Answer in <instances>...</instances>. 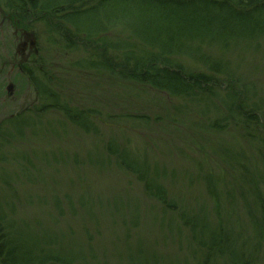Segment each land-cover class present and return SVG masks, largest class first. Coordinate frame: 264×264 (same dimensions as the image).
<instances>
[{
	"label": "rangeland",
	"instance_id": "374dc122",
	"mask_svg": "<svg viewBox=\"0 0 264 264\" xmlns=\"http://www.w3.org/2000/svg\"><path fill=\"white\" fill-rule=\"evenodd\" d=\"M14 17L0 0V131L20 115L30 122L0 148L4 160L0 162V207L15 223L16 237L32 250L17 252L55 256L74 264H233L242 260L245 241H249L247 248L250 241L255 242L246 227L244 207L264 202V191L260 192V185L241 184L236 169L240 161L248 169L262 170L264 178V158L257 157L264 129H258L251 143L234 128L207 131L193 113L175 110L176 99L145 85L80 68L77 63L86 61L85 51L50 47L43 25L21 24ZM258 59L252 74L245 66L238 74L250 77L264 93V59ZM41 75L48 77L51 90L71 107L87 112L93 132L80 130L53 107L41 104L34 87ZM110 139L155 166L168 201H174L176 210H189L191 216L217 221L212 211L215 199L207 198L205 191L206 176H210V189L215 177L222 175L233 184L224 187L222 183L213 190L224 203L223 216L231 226L202 234L208 245L217 244L214 252L225 251L224 255H212L193 243L181 220L149 196L133 174L118 167L104 149ZM261 237L264 233L256 237L260 253L255 264L264 259Z\"/></svg>",
	"mask_w": 264,
	"mask_h": 264
},
{
	"label": "trees",
	"instance_id": "16d2710c",
	"mask_svg": "<svg viewBox=\"0 0 264 264\" xmlns=\"http://www.w3.org/2000/svg\"><path fill=\"white\" fill-rule=\"evenodd\" d=\"M4 2L21 24L31 21L43 25L49 33L47 44L50 47H59L68 52L85 51L86 61L77 63L80 68L96 70L120 82L145 85L165 93L176 99L175 110L193 113L207 131L234 128L251 143L256 139L258 129H264V93L260 92L250 77L238 74L242 66L252 74L257 59H264V0ZM248 58L252 60L249 62ZM38 77L34 87L43 106L53 107L82 131L95 130L88 122L87 112L71 107L52 91L47 76ZM97 112L95 115L99 114ZM29 123L28 117L22 115L9 121L7 127L0 131V148ZM3 138L6 140L3 141ZM262 141L258 140L261 142L257 156L259 159L264 158V153H261L264 151ZM104 149L110 158H115L119 168L133 174L143 183L149 196L181 220L184 228L189 230L188 236L193 243L199 244L212 255L216 252L220 256L225 254V251L214 252L217 244L210 246L202 239L203 233H212L217 228L224 231L231 226L226 222L229 219L223 216L224 203L213 192L221 188L219 185L222 183L224 187L233 186L225 181L224 175L215 177L212 189L207 184L210 176L205 177L207 198L215 199L212 211L217 221L211 223L208 217L191 216L187 209L176 210V204L168 201L166 189L157 181L158 170L155 166L139 160L128 148L117 145L114 139H110ZM238 163L241 166H237L236 178H239L240 183L246 186L260 185L263 194L264 178L260 175L263 171H253L242 162ZM225 193L235 206L232 195ZM244 210L246 227L251 230V237L256 242L258 234L264 233V202L259 201L257 206L247 203ZM7 217L0 207V264H74L55 256H29L25 252H17L32 250L26 246V242L16 237L18 230H13L15 223ZM195 233L200 237L199 240ZM248 242L245 241L242 260L236 259L233 264H255L260 251L253 241L247 248ZM261 262L264 264V259Z\"/></svg>",
	"mask_w": 264,
	"mask_h": 264
},
{
	"label": "water",
	"instance_id": "95a60500",
	"mask_svg": "<svg viewBox=\"0 0 264 264\" xmlns=\"http://www.w3.org/2000/svg\"><path fill=\"white\" fill-rule=\"evenodd\" d=\"M34 43H35L34 41H31V42H30V45H31V46H33V45H34Z\"/></svg>",
	"mask_w": 264,
	"mask_h": 264
},
{
	"label": "flooded vegetation",
	"instance_id": "af4514ba",
	"mask_svg": "<svg viewBox=\"0 0 264 264\" xmlns=\"http://www.w3.org/2000/svg\"><path fill=\"white\" fill-rule=\"evenodd\" d=\"M23 46H26V45H23Z\"/></svg>",
	"mask_w": 264,
	"mask_h": 264
}]
</instances>
